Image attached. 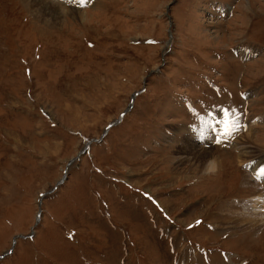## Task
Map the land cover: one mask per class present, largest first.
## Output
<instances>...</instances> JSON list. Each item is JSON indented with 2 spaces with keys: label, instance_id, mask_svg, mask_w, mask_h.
Instances as JSON below:
<instances>
[{
  "label": "rangeland",
  "instance_id": "1",
  "mask_svg": "<svg viewBox=\"0 0 264 264\" xmlns=\"http://www.w3.org/2000/svg\"><path fill=\"white\" fill-rule=\"evenodd\" d=\"M41 1L0 0V264H264V0Z\"/></svg>",
  "mask_w": 264,
  "mask_h": 264
},
{
  "label": "bare ground",
  "instance_id": "2",
  "mask_svg": "<svg viewBox=\"0 0 264 264\" xmlns=\"http://www.w3.org/2000/svg\"><path fill=\"white\" fill-rule=\"evenodd\" d=\"M28 1H30L31 4L32 3L35 4V7L37 8V11L35 10L36 11V14H43V16L51 18L53 20V22L59 21V19H58L59 18V11H58L59 9L54 8L52 6L46 7V6L43 5V3H42L41 0H37V1H35V0H28ZM223 122H224V118H223V116L221 114L214 115V117H212V116L208 117L207 118V121H205L198 128H196V129H198V131L200 133V139L201 140H206L207 139V141H208L207 143L208 144H209V142H211V140L208 139V137L205 134L206 133H208V134H214L215 133L214 131L212 133L210 132L212 123H214V124L219 123L218 124V127H220V129H226L228 131H231V129H227L228 128L227 127V124L226 125H223ZM203 133H205V134H203ZM185 143H188V145L191 146V148L193 150V147L195 146V142L194 141H191V140L184 139V141H183V143L181 145L183 148L180 149L181 152L183 150H185L184 149L185 148L184 147ZM212 143H217V142L216 141H212ZM247 154H248V152L246 154H243V156L244 155H247ZM183 159L184 158H182V160ZM180 160H178V161H180ZM182 160H181V165L184 164V162ZM186 160L187 161H189V160L192 161V162L189 163V165H191V168L192 169L200 170V171H202V173L203 172L204 173H211V172H214V171L216 172L219 169V164L217 163V161L214 159V157L211 155L210 151H208V150H205V151L203 150V151H201L200 153H197V154H196V152H192V153H190V155H188V156L186 155ZM253 170L255 172H257L256 169H253ZM189 173H192V171H190ZM260 209L261 208H258V207H255L254 208L253 207L252 210L254 212H259Z\"/></svg>",
  "mask_w": 264,
  "mask_h": 264
},
{
  "label": "snow or ice",
  "instance_id": "3",
  "mask_svg": "<svg viewBox=\"0 0 264 264\" xmlns=\"http://www.w3.org/2000/svg\"><path fill=\"white\" fill-rule=\"evenodd\" d=\"M80 2H84V0H80ZM225 117L227 118V116L229 115L227 111H225L224 113ZM236 131H238V129L235 128V125H233V128L231 131H225L221 137H218L216 142L217 144H221V143H226L228 139H231L232 136H234L236 134ZM227 138V139H225ZM257 179L260 180H264V169H260L259 170V174L257 176ZM199 223V221H198Z\"/></svg>",
  "mask_w": 264,
  "mask_h": 264
},
{
  "label": "water",
  "instance_id": "4",
  "mask_svg": "<svg viewBox=\"0 0 264 264\" xmlns=\"http://www.w3.org/2000/svg\"><path fill=\"white\" fill-rule=\"evenodd\" d=\"M72 161H73V160H70V161H69V164H70ZM65 170H66V169H65ZM64 178H65V177H63L62 181L64 180ZM62 181L60 180L58 184L62 183ZM42 198H43V195L40 197V199H39V201H38V211H37V215H36V218H35V224H37V223L39 222V220H40V214H41V212H42V210H41ZM18 237H22V236H15V237L13 238V241H12V248L15 246V242H16V239H17ZM12 248H11L8 252H6V253L0 255V259L4 258L7 254L11 253V252H12Z\"/></svg>",
  "mask_w": 264,
  "mask_h": 264
}]
</instances>
